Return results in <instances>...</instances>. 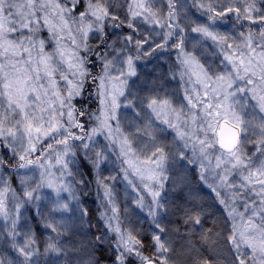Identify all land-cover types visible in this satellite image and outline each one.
I'll return each mask as SVG.
<instances>
[{"label":"snow or ice","instance_id":"obj_1","mask_svg":"<svg viewBox=\"0 0 264 264\" xmlns=\"http://www.w3.org/2000/svg\"><path fill=\"white\" fill-rule=\"evenodd\" d=\"M227 20L244 31H214ZM196 36L226 49V70L201 64L197 44L188 50ZM237 39L242 47L229 43ZM171 50L181 79L193 67L203 74L202 94L185 89L179 107L163 74L140 70ZM165 109L179 123L162 119ZM168 129L173 144L183 141L175 151ZM97 136L107 143L98 147ZM113 152L123 178L133 185L129 175L139 176L148 197L137 204L153 229L150 256L120 226L116 177L102 168ZM206 159L224 169L210 191L231 189L239 195L220 203L243 209H230L220 231L205 227L210 213L182 174L199 164L206 181ZM92 182L103 191V233L99 225L93 232V213L77 196ZM33 206L46 238L24 217ZM0 221V264H100L106 240L113 264L132 256L139 264H264V0H0Z\"/></svg>","mask_w":264,"mask_h":264},{"label":"rangeland","instance_id":"obj_2","mask_svg":"<svg viewBox=\"0 0 264 264\" xmlns=\"http://www.w3.org/2000/svg\"><path fill=\"white\" fill-rule=\"evenodd\" d=\"M195 18V17H194ZM202 22V21H201ZM214 31L220 34H228L233 37L236 36V33L239 31H244V29H236L233 31V24L231 20L221 22ZM195 36V34H192ZM199 41V43H197ZM229 43H234L235 45L243 46V41L237 39L235 41L230 40ZM197 44V47L200 49L196 55L201 64H204L205 67L211 65L213 68L217 70L219 74L222 70H226L222 65L221 61H224L226 49L222 46H218L214 44L210 39L202 40V38L196 36L195 40L190 38L188 50H192V45ZM177 51H165L163 54L158 53L156 56L151 58V62L147 63L146 67H144V62H141L142 71H152L155 69V76L160 77L163 74L164 79L162 80L163 88L170 96H174L175 104L174 106L179 107L180 104H186L187 102L183 100V96L185 95V89H187L192 95H195L196 92H203V84L197 83V80H203V74L199 72V70L195 67L188 70L187 74L184 75L183 79H181L180 73L185 71L183 67H177L179 65V61L177 58ZM231 55V53H229ZM259 58V57H257ZM225 65L227 67H231V65L225 61ZM173 73H175V78H173ZM184 111L187 113L188 109L185 107ZM164 114L162 115V119H172L174 124L179 123V121L174 117L170 116L167 112V109L163 110ZM181 120L185 119V117H181ZM156 124L161 127H166V125H162L161 121H156ZM88 130V129H86ZM127 131V129H126ZM175 132L172 129H168L166 132L167 140L165 142L170 144V148L172 151H175L178 145L183 144V141L177 140L175 144L172 143L173 136ZM98 147H102L107 141L104 139V136L96 137ZM44 147H47L45 144ZM43 149H41L42 151ZM189 154L190 149L188 150ZM215 155H219V152L215 153ZM142 159V158H141ZM136 162V161H134ZM79 163V161H78ZM217 161L215 159H211L209 168V160L204 161V171L208 177L206 181H202L200 179L201 166L191 165L187 169L183 171V175L186 177L187 182L190 185L191 190L198 193L200 197V203L204 205L206 211L210 213L208 217V221L205 225L207 228H211L213 224L218 225L216 231H220L221 227L225 222L220 221V218H225V220L229 219V211L230 209H234L237 212H242L243 209L238 204H233L231 200L228 201V206L220 203L221 199H227L233 195L238 196V193H233L231 189L225 188L222 189L221 196L217 197L215 192L210 191L209 185H216L219 183V180L216 176V173L219 172L220 175H224V169H216ZM138 167H146L139 163H137ZM126 167V166H125ZM103 175L104 176H113L116 177L114 181H111V184L114 186V196H115V207L117 210V214L121 220V228L128 229L132 232L133 236L136 239L142 241L144 245L143 254L145 256H150L155 252V249L151 247V235L153 232L152 227L150 226V218H146V209H141L137 204V197L144 196L145 201L148 200V197L145 196L144 192L139 190L140 177L136 176L134 173L129 175L128 180L133 181V185H129L128 181L123 178V174L121 171V162L116 158V152L112 153L109 162L102 166ZM82 170V167H81ZM39 169H37V174L39 173ZM83 171V170H82ZM53 172L55 170L53 169ZM94 173V170H93ZM147 171L144 172V175L147 176ZM232 175H235L237 179L232 181ZM229 175V181L233 183L239 182V174L232 173ZM49 192H53L51 189H43V194L46 196ZM227 193V196L225 195ZM54 195V192H53ZM62 195L67 196L68 193H63ZM77 196L82 201L81 206L85 207L92 211L94 219L92 220L93 224V232H96V226L99 225V232H105V228L102 222L99 221V213L96 211L99 208L100 201L104 199L103 191H100L98 196V190L95 182L89 184V187L84 190L83 194L77 192ZM42 207H44V211H47V205L49 201L47 199L40 201ZM100 211H103L101 208ZM35 212V206L32 207L30 211L24 212V217L28 218L29 223L35 228L38 235L43 233L41 237L46 238L47 233L43 232V228L37 227V221L32 220L31 217ZM38 215V213H37ZM2 223V221H0ZM115 223V222H114ZM239 223V220L236 221ZM99 234V233H98ZM109 237H111L112 241H115L116 234L115 233H107ZM171 239V237H169ZM108 241H105V246L99 253H97V258L100 261V264H113L114 257L116 253L108 246ZM175 247L179 249V244H176ZM137 258V257H136ZM176 257L174 256L173 259ZM138 259V258H137Z\"/></svg>","mask_w":264,"mask_h":264},{"label":"trees","instance_id":"obj_3","mask_svg":"<svg viewBox=\"0 0 264 264\" xmlns=\"http://www.w3.org/2000/svg\"><path fill=\"white\" fill-rule=\"evenodd\" d=\"M92 71H93V75H95L99 71V66H97V68L93 69ZM93 88H94V86H93ZM88 103L91 105L92 109H95L97 107V104H96L95 101H89ZM90 167L91 166L89 164H87V162H85V165L82 166V170L86 173V175L89 173ZM87 178L90 179V180L92 179L91 175H88ZM219 220L222 221V222L226 221L225 218H220ZM125 264H139V261H138V259L135 256H132V257H129L126 260Z\"/></svg>","mask_w":264,"mask_h":264}]
</instances>
